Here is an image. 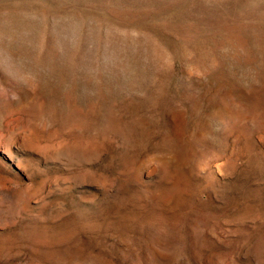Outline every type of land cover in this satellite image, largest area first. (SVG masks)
Instances as JSON below:
<instances>
[{"label": "rangeland", "instance_id": "374dc122", "mask_svg": "<svg viewBox=\"0 0 264 264\" xmlns=\"http://www.w3.org/2000/svg\"><path fill=\"white\" fill-rule=\"evenodd\" d=\"M0 264H264V0H0Z\"/></svg>", "mask_w": 264, "mask_h": 264}]
</instances>
